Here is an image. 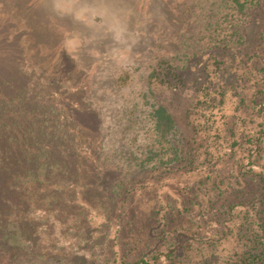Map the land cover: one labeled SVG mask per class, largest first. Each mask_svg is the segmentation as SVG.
I'll return each mask as SVG.
<instances>
[{
	"label": "trees",
	"instance_id": "1",
	"mask_svg": "<svg viewBox=\"0 0 264 264\" xmlns=\"http://www.w3.org/2000/svg\"><path fill=\"white\" fill-rule=\"evenodd\" d=\"M212 13L199 48L163 56L147 77L156 146L137 163L164 176L184 170L196 177L186 188L194 195L190 206H176L194 226L207 223L210 235L187 227L169 240L161 229L153 234L162 250L132 256L119 246L118 231L106 227L101 236L81 225L87 206L80 190L89 184L82 164L89 161L85 153L93 155L88 140L101 133L100 117L89 101L80 113L62 104L63 90L53 94L52 85L65 82L47 78L45 69L25 70L22 59L15 75L6 59L0 258L8 264H264V0H219ZM172 103L183 109L188 136H179ZM82 128L93 134L83 137Z\"/></svg>",
	"mask_w": 264,
	"mask_h": 264
},
{
	"label": "rangeland",
	"instance_id": "2",
	"mask_svg": "<svg viewBox=\"0 0 264 264\" xmlns=\"http://www.w3.org/2000/svg\"><path fill=\"white\" fill-rule=\"evenodd\" d=\"M218 2L0 0V73L10 59V71L19 75L15 61L23 59L25 70L43 68L47 78L65 82L52 85L53 94L57 87L63 90L62 104L74 105L80 113L78 107L89 101L98 113L101 133L88 140L93 141V155L85 153L89 161L82 164L89 184L80 190L87 206L81 225L101 236L106 227L118 231L119 246L132 256L151 247L162 250L165 244L153 234L161 229L169 240L187 227L190 233L200 229L210 235L203 229L207 223L194 226L176 206H190L194 195L186 188L196 177L184 170L164 176L162 171L141 170L137 163L156 146L151 106L144 96L147 77L163 56L199 48L196 42L206 33ZM39 76L35 73L34 82ZM157 94L163 100L159 89ZM172 108L180 122L179 136H188L183 109L173 103ZM79 133L93 134L86 128ZM3 136L0 132V155L8 148ZM0 264L8 260L0 258Z\"/></svg>",
	"mask_w": 264,
	"mask_h": 264
}]
</instances>
